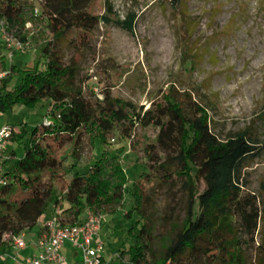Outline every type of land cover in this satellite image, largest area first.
<instances>
[{"label": "trees", "instance_id": "16d2710c", "mask_svg": "<svg viewBox=\"0 0 264 264\" xmlns=\"http://www.w3.org/2000/svg\"><path fill=\"white\" fill-rule=\"evenodd\" d=\"M40 1L52 39L42 47L31 70L18 71L20 82L12 90L8 88L11 74L0 82V114L16 107L45 108L40 124L19 125L20 132L13 131L8 139L17 143L22 155L6 150L0 156V257L13 252L12 244L3 242L5 234L29 237L37 226L41 228V217L59 210L66 222L79 223L84 211L113 209L128 195L131 207L124 218L130 222L126 229L129 244L109 261L101 257V264H244L235 224L244 236H251L262 216L258 200L243 192L242 172L262 146L246 133L220 141L201 109L194 107L197 112L189 117L168 95L144 112L141 108L136 112L131 103L108 93L102 100L87 101L78 84V66L72 60L64 61L66 36L76 32L81 38L98 23L132 34L137 16L130 12L123 21L108 15L91 16L87 13L91 0ZM164 1L174 9L181 2ZM31 7L30 0H0V18L20 30ZM1 66L6 69L4 62ZM44 119L51 124L45 125ZM135 126L159 129L156 145L181 167V187L188 192L182 227L160 255L155 253L151 229L141 224L143 196L138 181L147 175H139L127 189L120 156L112 154L114 145H125ZM81 135L84 138L78 144ZM65 143L71 145L69 155L57 158L55 148ZM96 145L102 148L98 157L84 160V152L93 151ZM86 166L84 172L76 170ZM198 182L204 186L201 192ZM64 203L68 208L64 209Z\"/></svg>", "mask_w": 264, "mask_h": 264}, {"label": "rangeland", "instance_id": "374dc122", "mask_svg": "<svg viewBox=\"0 0 264 264\" xmlns=\"http://www.w3.org/2000/svg\"><path fill=\"white\" fill-rule=\"evenodd\" d=\"M30 4L22 29L11 28L6 21L5 30L11 39L22 43L25 39L22 50L9 51L0 35V70L4 62L12 75L10 90L20 82L18 71L31 70L42 47L52 39L41 1L30 0ZM130 12L137 16L132 34L98 23L81 38L76 32L67 35L62 44L65 63L72 60L78 66V84L87 101L102 100L108 93L131 103L136 112L140 108L144 112L152 102L168 95L189 117L197 112L194 107L201 109L220 141L246 133L262 146L242 172L243 192L258 200L262 221L251 236H244L238 224L235 228L244 264H264V0H181L176 9L164 0H91L87 8L91 16L108 15L121 21ZM9 53H13L11 59ZM44 114L45 108L31 111L16 107L0 114V128L14 124V132L19 133V125L40 124ZM158 132L155 127L135 126L125 145L116 144L112 150L113 155L120 156L127 189L139 175H147L138 181L143 196L141 224L152 231L156 255L182 227L188 208V192L181 187V167L156 145ZM83 138L81 135L76 143L81 144ZM6 146L7 154L15 150L22 155L17 143ZM70 149L69 143L56 147L55 156L69 155ZM101 151L96 145L93 151L87 149L83 158L94 161ZM87 168L76 170L84 172ZM203 189L198 182L197 190ZM130 207L126 195L113 209L87 210L104 216L100 257L106 261L129 244L126 229L130 222L124 216ZM12 251L0 257V264H16L14 257L26 256L25 251ZM72 252L69 261L81 264L80 253Z\"/></svg>", "mask_w": 264, "mask_h": 264}, {"label": "built area", "instance_id": "2783aa9c", "mask_svg": "<svg viewBox=\"0 0 264 264\" xmlns=\"http://www.w3.org/2000/svg\"><path fill=\"white\" fill-rule=\"evenodd\" d=\"M6 21L0 19V35L9 51L22 50L24 43L13 40L5 30ZM13 53L8 54L12 58ZM9 71L0 70V82L8 75ZM45 125H50L48 119H44ZM14 129L10 126L0 128V156L7 150L6 144ZM61 211H57L51 218L43 220L40 224L42 234L31 241L25 233L17 236L5 234L3 242L12 244V249L18 253L27 248L34 249V253L28 254L22 259L14 257L16 264H69L62 255L63 247L68 244L80 253L81 264H101L100 253L104 250V243L100 236V228L103 221L101 212L86 211L79 223H66Z\"/></svg>", "mask_w": 264, "mask_h": 264}, {"label": "crops", "instance_id": "0c3cea01", "mask_svg": "<svg viewBox=\"0 0 264 264\" xmlns=\"http://www.w3.org/2000/svg\"><path fill=\"white\" fill-rule=\"evenodd\" d=\"M64 209H66L65 207H64ZM60 211V210H59ZM57 212V211H56ZM55 212V213H56ZM51 217L53 216V214L52 215H50ZM50 216H48V217H50ZM48 217L47 218H44V217H41V219L39 220V224H41V222L43 221V220H47L48 219ZM50 217V218H51ZM42 234V229L39 227V226H37L33 231H32V233L29 235V238L31 239V241H35L40 235ZM72 250H74V247H72V246H70V245H68V244H66L64 247H63V249H62V255L64 256V258L66 259V261L69 263V264H75V261H69L71 258H73V252H72ZM25 252H26V256L28 255V254H32V253H34V249L32 248V246L30 247V248H27L26 250H24ZM25 256V257H26Z\"/></svg>", "mask_w": 264, "mask_h": 264}]
</instances>
